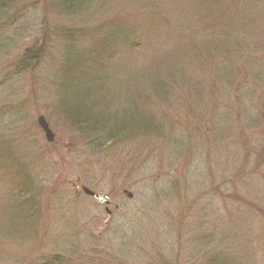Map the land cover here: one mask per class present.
Segmentation results:
<instances>
[{"label": "rangeland", "instance_id": "374dc122", "mask_svg": "<svg viewBox=\"0 0 264 264\" xmlns=\"http://www.w3.org/2000/svg\"><path fill=\"white\" fill-rule=\"evenodd\" d=\"M52 1L13 0L0 23V264H264V0H97L76 16ZM109 21L144 44H118L120 107L156 129L102 147L61 109L60 67L81 52L62 29ZM171 67L142 107L139 80Z\"/></svg>", "mask_w": 264, "mask_h": 264}, {"label": "trees", "instance_id": "16d2710c", "mask_svg": "<svg viewBox=\"0 0 264 264\" xmlns=\"http://www.w3.org/2000/svg\"><path fill=\"white\" fill-rule=\"evenodd\" d=\"M96 1L53 0L52 3L58 12L65 13L64 16H76L90 10ZM12 3L13 0H0V23L12 9ZM129 28L124 22L109 21L89 27L88 30L71 29V32H68L67 28L62 29L67 47L74 49L79 46L81 52L67 53V58L65 57L60 67L61 109L85 140L86 145L105 147L140 133L151 134L156 129L151 116L139 114L135 107H120L124 103L118 100L125 98L122 93L124 86L120 85L119 88V84L126 82V78H121L116 83L117 77L113 73L116 67H120L119 62L112 61L118 53V44H126L125 50L128 52L140 48L141 44L144 45L139 38L128 33ZM85 38H89L88 47L82 42ZM69 55L76 58L72 59L68 57ZM30 57V53H26L23 63L31 62ZM168 70L165 74L153 73L150 77L142 76L139 80L144 82L140 93L142 107L148 98L165 97V91L170 85L167 81L173 79L174 75L179 77L182 75L177 68L173 70L171 67ZM110 84H115L114 90L116 86L119 97L115 98L112 93L113 87H109ZM144 84L147 85L145 89H143ZM22 184H16V189H21L19 186ZM25 193L18 191L19 197H23ZM217 263L219 264V261Z\"/></svg>", "mask_w": 264, "mask_h": 264}, {"label": "water", "instance_id": "95a60500", "mask_svg": "<svg viewBox=\"0 0 264 264\" xmlns=\"http://www.w3.org/2000/svg\"><path fill=\"white\" fill-rule=\"evenodd\" d=\"M39 124H40V127L45 132V135H46V138H47L48 142H52L53 139H54V135L50 131L48 125L45 123L43 118L39 119ZM77 189L80 190L81 192H83L84 194H86L87 196H91V197H94V198H99V196L96 193H94L93 191L89 190L88 188H86L85 186H83L81 184H79L77 186ZM128 196H129V198L131 197L130 194Z\"/></svg>", "mask_w": 264, "mask_h": 264}]
</instances>
